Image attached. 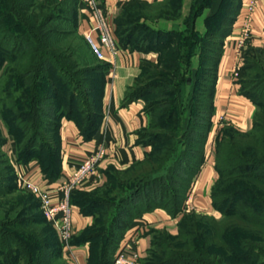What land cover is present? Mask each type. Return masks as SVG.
<instances>
[{"label": "trees", "instance_id": "16d2710c", "mask_svg": "<svg viewBox=\"0 0 264 264\" xmlns=\"http://www.w3.org/2000/svg\"><path fill=\"white\" fill-rule=\"evenodd\" d=\"M168 1L134 2L132 7L136 9L132 11L139 16L138 20L132 18L136 24L129 28L131 39L120 35V43L165 57L163 52L175 43L174 34L171 30L159 29L143 17L153 16L150 9L159 5H163L159 10L161 16L172 15L173 8L165 5ZM59 5L56 8L62 13L55 14L44 1L0 0V67H5L6 71L12 67L9 77L14 87H7L6 93L0 91L1 113L18 143L19 161L27 163L37 159L42 171L52 178L60 174L62 119H73L86 139L98 129L104 113L106 70L110 65L96 57L78 30L80 0H61ZM242 5L243 0H234L228 8L230 22L221 23L216 35L224 37L231 33ZM121 12L116 17L118 34L124 22ZM55 19L61 23L53 26L50 23ZM142 27V37L133 43V36ZM216 44L202 52L200 63L205 72H210V85L207 90L205 86L200 90L195 112L190 115L187 132L181 140L187 148L181 154L174 143L167 149L155 148L139 164L110 174L107 186L120 179L122 182L139 179L120 194L122 206L95 195L107 186L90 192L79 188L72 192V202L95 217L92 225L70 240L76 244L90 242L88 264H113L130 221L157 207L164 208L172 216L180 215L178 230L176 233L155 231L143 264H261L260 258L264 257V111L261 113L256 109L253 124L247 130L230 123L223 124L218 130L214 148L218 175L211 188V202L221 216L183 213L192 181L205 161V145L213 122L218 61L225 50L223 39ZM192 52L190 55H194ZM182 57L180 50L175 60ZM41 83L47 88L42 89ZM241 84L244 93L257 106L264 104V75L242 77ZM148 86H130L122 104L140 97ZM53 100L59 103L55 106ZM150 115L149 125H155L153 118L156 116L152 112ZM167 118L176 122L172 114ZM146 131V128L140 130V140L153 146L157 137L154 132ZM150 135L154 137L149 141L143 139ZM2 143L6 142L1 138ZM168 154L174 156L173 162L166 173L157 174L169 159V156L166 159L163 156ZM5 162L8 160L0 159V165ZM4 169L0 167V199L3 194L7 195L0 200V205L5 204L0 206V219L3 218L0 220V254H3L0 264H15L20 260L22 264H51L55 254L63 259L61 264H69L63 256L58 233L47 218L37 212L25 213L26 210L35 211L40 204L24 202L25 196L8 197L14 193L16 175L11 166V172ZM121 175H126L127 179ZM11 213H15L13 218H4ZM25 239L27 243H34L32 247L36 248L32 250L37 254L24 246ZM13 255L15 260L11 258Z\"/></svg>", "mask_w": 264, "mask_h": 264}, {"label": "crops", "instance_id": "0c3cea01", "mask_svg": "<svg viewBox=\"0 0 264 264\" xmlns=\"http://www.w3.org/2000/svg\"><path fill=\"white\" fill-rule=\"evenodd\" d=\"M156 2L160 0H103L109 12V19L114 30L116 17L126 4L133 2ZM245 1L233 23L230 34L224 39V49L219 57L217 77L214 92V116L209 136L205 145V161L199 172L195 175L189 189L187 199L183 206V213L198 212L215 214L218 216L211 202V188L217 178L214 163L215 139L219 128L224 123H230L235 127L247 130L253 124L254 113L257 105L254 100L246 95L242 89V76L232 78L230 72L235 67V50L239 30L242 25V14ZM80 23L78 30L85 36L92 28V18L79 5ZM93 34L96 36V32ZM119 54L108 62L111 55L106 52V62L109 68L106 70L105 93L103 99V118L96 132L90 138H84L73 119L64 117L60 126V174L56 178L48 177L42 171L37 159H31L27 163L18 165V174L27 180L38 183L49 190L55 198V187L60 181L71 174L79 162L99 146L107 150L106 156L101 160L96 171L82 186L81 191L90 192L101 190L108 185L110 174L114 171L130 169L135 164L144 160L150 150V145L140 140V130L148 126L150 114L144 109V101L140 98L122 104L127 89L132 86L142 68L150 61L156 59V52L130 50L122 46ZM264 50V0H259L253 14L250 36L244 49ZM240 71V75H242ZM188 93V92H187ZM223 115L224 120L219 121ZM188 123V122H187ZM186 121H181V129L186 127ZM94 214L83 211L80 206L74 204L75 234L92 225ZM180 215L172 216L164 208L157 207L154 211H148L132 219L126 228L121 243H126L128 250L139 254L137 264H143V260L151 248L153 234L157 230H167L176 233ZM57 231V230H56ZM58 233V232H57ZM59 237V236H58ZM90 242L71 243V248L63 247V254L72 264H88Z\"/></svg>", "mask_w": 264, "mask_h": 264}, {"label": "rangeland", "instance_id": "374dc122", "mask_svg": "<svg viewBox=\"0 0 264 264\" xmlns=\"http://www.w3.org/2000/svg\"><path fill=\"white\" fill-rule=\"evenodd\" d=\"M43 1L47 5L51 6V9L53 8L52 11L55 14L59 11L62 13L61 9L56 8V6H60L59 3L61 2V0H36V3H42ZM245 2H247V0ZM232 3L234 4V0H171V2L168 1L165 5L173 8L172 15L161 16L159 14V10L162 9L163 5H159L150 9L149 13L153 16L143 17L144 19H146V21L156 24L159 29L163 28L171 30L172 34H174L175 36V43L173 44V46H170L169 49L163 52V56L165 57H162L161 53L158 55V53L156 52V59L150 61L142 68L136 82L132 85V87H135L139 85L149 84V86L140 94L141 99L144 101V108H147L152 112L153 115L156 116L155 118H153V120L156 119L155 125L148 124V126L145 127L147 133L154 132V136L157 137V141L155 144H153V146H151V144L149 143H145L147 145H150V150L148 154H151L152 151L158 147L167 149L169 148L168 145L170 143H174L178 146V154H181L182 150L187 148L181 140H183L184 134L187 132L186 130L191 119L190 115L195 112V102L200 94V90L204 86L206 88L210 85V72H205V68H202L203 65H201L200 63V60L202 58V52L203 50L208 49L207 47L210 45L216 47L217 42L221 41L222 39L224 42V39L228 36L226 35L223 37L219 34L216 35L215 32L217 30V27L221 23L228 24L230 22V19L228 20L227 16L228 8L232 5ZM133 4L134 2L126 4L123 7L124 9L125 7L130 8H127L124 12H121V20L122 22H124L120 25V34H118L117 32V28H119V25L115 22L114 33L119 41L120 35L123 38L131 39L129 28L136 24L134 21H132V18H136V20H138L139 17L134 13L135 11H132L133 9H136L135 7H132ZM136 13L139 14V12ZM218 16L222 17L218 18ZM57 22H59V24L61 23L60 21H56L55 19L50 24L56 26ZM143 30L144 28L142 27V29H140L133 36V43H137L140 40V37H142V34L144 33ZM81 35L85 39V42H87L85 36L83 34ZM121 46L125 47V44H121ZM125 48L134 50L130 45L126 46ZM180 50H182V56H184L185 58L182 57V59L175 60ZM191 52L194 53V55H190ZM242 57V63L240 64L236 77L239 78L240 76H247L248 78H259L264 75V50H260L257 48L250 50L249 48H246L243 51ZM4 69L5 67H0V91L6 93L7 87H10V89L14 87L10 83L11 77H9L12 67L9 68L7 71ZM241 70H243L242 75H240ZM231 72L230 76L232 78H236L231 74ZM91 75L95 74L91 73ZM41 87L42 89L47 88L45 83H41ZM53 101L55 106L56 102L57 104L59 103L56 100ZM257 108L262 113L264 111V104H259ZM151 112L149 114H151ZM168 114L173 115L176 121L175 123L174 121L170 120V118H167ZM163 115H165V117H163ZM181 121H186L187 125L184 129H181ZM150 136L151 137H143V139L145 141H149L151 138L154 137L152 135ZM167 136L172 137V139H168ZM1 138L6 143L0 144V159L5 158L6 160H8V162L3 163V165H0V167H4V170H7V172H11V166L15 171L16 175V179L14 181L15 187L13 189L14 193H10L11 195L8 197L12 198V196H25L26 201L24 202L34 205L40 204V207L35 209V211L26 210L25 213L30 214L31 212H37V214L44 215L47 218L44 210L41 207L40 200L36 196V193L23 186L21 187L17 182V177H19L18 165L22 162L19 161V147L14 136L11 134L10 130L6 126L0 107V140ZM168 156V161L163 167H161L157 174L166 173L168 165L173 162L174 156H170L169 154L164 155L163 159H166V157ZM150 175L155 176L154 173H150ZM122 176L125 177L126 175H121V177ZM125 179L127 178L125 177ZM138 180L139 179H134L132 181L127 180L125 182H122V180L120 179L118 181H112L109 186L104 188L103 191H100L95 195H98V197L104 196L105 198H109L111 199V202H117V205L122 206L119 198L120 194L126 189H128L132 182H137ZM82 197L84 198L85 196ZM5 198H7V195L3 194L0 200L3 201ZM79 199L81 198L79 197ZM83 202L80 203L83 204ZM4 205L0 206L4 207ZM129 206L130 205H128V207ZM112 207H115V205L110 206V208ZM14 214L15 213H11L9 214V216L4 218L11 219L13 218L12 216ZM220 216L221 213H218L217 217ZM0 220H3V218H1ZM48 223L51 224L49 220ZM52 227L54 228V230H56L53 225ZM156 237H159V235L156 234ZM101 238L103 239L104 236L100 237V239ZM23 242L24 246L30 247L31 250L32 248H36L34 246L32 247L34 243H27L26 239L23 240ZM16 252H18V250H16ZM32 252L33 254H37L33 250ZM2 256L3 254H0V257ZM11 258L12 260H15L16 256L13 255ZM50 258L51 257H47L46 259ZM64 258L65 261H68L65 256ZM260 259L261 260L259 263L264 264V257ZM51 260L54 264H61L63 261V259H60L59 256H56V254L52 257ZM20 263L22 264L21 260L20 262H15V264ZM69 264L72 263L70 262Z\"/></svg>", "mask_w": 264, "mask_h": 264}, {"label": "built area", "instance_id": "2783aa9c", "mask_svg": "<svg viewBox=\"0 0 264 264\" xmlns=\"http://www.w3.org/2000/svg\"><path fill=\"white\" fill-rule=\"evenodd\" d=\"M258 1L259 0H247V2H245V9L242 14V26L237 38L236 63L231 72L234 77L237 76L238 69L242 63V54L250 36L253 14L256 10ZM80 2L83 9L86 10L93 21L91 26L92 29L85 34V38L91 50L96 57L101 60H106V52H109L111 58H109L108 62H112L113 57L122 50V46L112 28L109 12L105 3L103 0H80ZM94 31L96 32V36L93 34ZM218 120L223 121V115L219 116ZM106 154V148L104 146H99L83 158L73 172L64 177L55 187V195L57 196L55 199L49 190L41 187L38 183L27 180L25 177H21V175L17 177V182L21 187L23 186L36 193L48 220L56 228L64 248H71L70 240L76 230L73 219L74 203L71 199L72 192L82 186L83 183L95 173L96 168ZM138 259L139 254L136 251L128 250L127 244L122 243L116 250L113 264H137Z\"/></svg>", "mask_w": 264, "mask_h": 264}]
</instances>
